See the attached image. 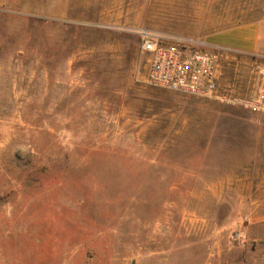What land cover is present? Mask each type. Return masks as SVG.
I'll return each instance as SVG.
<instances>
[{
    "label": "rangeland",
    "instance_id": "1",
    "mask_svg": "<svg viewBox=\"0 0 264 264\" xmlns=\"http://www.w3.org/2000/svg\"><path fill=\"white\" fill-rule=\"evenodd\" d=\"M0 6V264H264V115L145 82L139 33L207 48L264 0Z\"/></svg>",
    "mask_w": 264,
    "mask_h": 264
},
{
    "label": "built area",
    "instance_id": "2",
    "mask_svg": "<svg viewBox=\"0 0 264 264\" xmlns=\"http://www.w3.org/2000/svg\"><path fill=\"white\" fill-rule=\"evenodd\" d=\"M138 35L141 53L147 56L148 85L264 115V66L258 70L249 95L234 96L220 87L219 54L181 42L162 43L145 31Z\"/></svg>",
    "mask_w": 264,
    "mask_h": 264
},
{
    "label": "crops",
    "instance_id": "3",
    "mask_svg": "<svg viewBox=\"0 0 264 264\" xmlns=\"http://www.w3.org/2000/svg\"><path fill=\"white\" fill-rule=\"evenodd\" d=\"M28 0H0V6L20 7ZM207 48L233 51L264 58V19L211 34L202 42Z\"/></svg>",
    "mask_w": 264,
    "mask_h": 264
}]
</instances>
